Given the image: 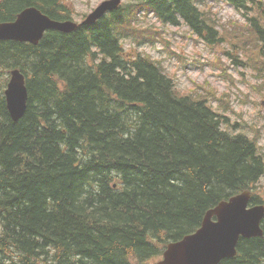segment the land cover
<instances>
[{
    "label": "trees",
    "instance_id": "obj_1",
    "mask_svg": "<svg viewBox=\"0 0 264 264\" xmlns=\"http://www.w3.org/2000/svg\"><path fill=\"white\" fill-rule=\"evenodd\" d=\"M202 3L209 0H133L90 32L48 31L38 45L0 41L1 262L16 249L28 264H153L220 201L254 189L252 202L264 203L256 131H231L237 122L208 104L209 81L184 95L162 64L122 42L139 31L138 13L172 24L184 18L199 35L212 32L210 45L231 40L217 37L207 21L218 20L205 18ZM57 4L0 0V22ZM252 31L260 45L248 65L261 82L264 25ZM15 68L27 74L30 94L17 121L5 96ZM262 229L219 264H264V221Z\"/></svg>",
    "mask_w": 264,
    "mask_h": 264
},
{
    "label": "rangeland",
    "instance_id": "obj_2",
    "mask_svg": "<svg viewBox=\"0 0 264 264\" xmlns=\"http://www.w3.org/2000/svg\"><path fill=\"white\" fill-rule=\"evenodd\" d=\"M70 1L80 14H87L104 0ZM211 6H215V13L222 18L212 23L222 36L228 37L230 33L231 40H217L210 45L205 30L203 35H198L187 24L172 25L162 22L153 13H138L133 25L139 31L130 34V38L124 40V46L131 52L143 51L153 59H161L183 93L195 94L200 83L209 81L206 92L208 104L217 113L228 114L230 121L238 122V131H244L251 137H256L257 133L258 144L264 154V80L259 82L254 78L256 72L248 65V60L255 62L260 42L251 40L255 33L250 28L243 36L240 32L233 33L227 25L229 18L235 17L240 21L238 16H247L251 17L252 24L263 26L264 16L251 11L242 13L224 1ZM258 36H262L260 32ZM244 37L246 46H242ZM229 45L233 48L228 54ZM183 59L190 62L188 66L184 65ZM212 63L217 65L212 66ZM227 103L229 105H225ZM231 131H234L233 127ZM258 192L264 197V181Z\"/></svg>",
    "mask_w": 264,
    "mask_h": 264
},
{
    "label": "water",
    "instance_id": "obj_3",
    "mask_svg": "<svg viewBox=\"0 0 264 264\" xmlns=\"http://www.w3.org/2000/svg\"><path fill=\"white\" fill-rule=\"evenodd\" d=\"M122 0L102 2L84 21L91 25L102 18L107 11L117 9ZM47 28L72 32L76 23L58 24L41 10L31 7L24 9L15 21L0 23V40L29 41L35 45L43 38ZM8 108L14 118H21L28 107L29 92L25 74L17 69L11 71L6 89ZM251 190L243 191L221 201L203 220L202 226L193 234L168 244L164 258L155 264H219L227 257L238 254V243L242 236L262 235L261 223L264 218V204L249 207ZM217 215V220L211 216Z\"/></svg>",
    "mask_w": 264,
    "mask_h": 264
},
{
    "label": "flooded vegetation",
    "instance_id": "obj_4",
    "mask_svg": "<svg viewBox=\"0 0 264 264\" xmlns=\"http://www.w3.org/2000/svg\"><path fill=\"white\" fill-rule=\"evenodd\" d=\"M48 13L52 17H64V16L70 17L72 20H74L79 24L77 29L81 27H85V25L81 23L86 18V14H80L77 10H75L70 0H58L57 6H55L52 9V12H48ZM85 29L87 30V32H90L88 27H85ZM263 179H264V165L262 167V171L260 172V177L258 181H261Z\"/></svg>",
    "mask_w": 264,
    "mask_h": 264
},
{
    "label": "bare ground",
    "instance_id": "obj_5",
    "mask_svg": "<svg viewBox=\"0 0 264 264\" xmlns=\"http://www.w3.org/2000/svg\"><path fill=\"white\" fill-rule=\"evenodd\" d=\"M31 7H35V8H37V9H40L39 7H37V6H35V5H32V6H28V7H26V8H31ZM25 8V9H26ZM258 16V15H257ZM51 19L54 21V22H56V23H58V24H66V23H70V22H72V19L70 18V17H68V16H64V17H51ZM48 31H57V32H62V31H60L59 29H56V28H47V29H45V31L43 32V38H44V36H45V34L48 32ZM162 40V39H161ZM0 41H2V40H0ZM157 43V42H156ZM35 45V44H34ZM38 45V44H37ZM157 45H158V43H157ZM151 47V46H150ZM91 64V63H90ZM7 68V67H6ZM14 68V67H13ZM130 71V70H129ZM55 73V72H54ZM54 73H53V75H54ZM135 73V72H134ZM32 76V75H31ZM31 78V77H30ZM63 80V79H62ZM3 82V81H2ZM64 84V83H63ZM26 86H27V78H26ZM32 86V85H31ZM57 86V85H56ZM63 86V85H62ZM28 88V87H27ZM56 88H58V87H56ZM60 91H62V90H59V92ZM185 94H190V93H185ZM202 96H203V94H202ZM2 102V101H1ZM8 110H9V113H10V115H11V117L13 118V120H15V121H17L15 118H14V116H13V114H12V112H11V110L8 108ZM229 117V116H228ZM229 119H230V117H229ZM44 124V123H43ZM263 159H264V157H263ZM92 189V188H91ZM246 190H250V189H246ZM246 190H244V191H246ZM218 205V204H217ZM217 205H215L214 207H212V208H210L208 211H207V213L205 214V217L206 216H208L209 215V213L212 211V210H214V209H216L217 208ZM1 215V214H0ZM211 219L212 220H215V219H217V215L216 214H213L212 216H211ZM261 229H262V227H261ZM262 231H263V229H262ZM195 232H192V233H189V234H186V235H193ZM159 234V233H158ZM185 235V236H186ZM256 236H263V234L262 235H256ZM242 237H245V238H248V237H246V236H242ZM250 237H254V236H250ZM14 252V251H13ZM28 262V261H27Z\"/></svg>",
    "mask_w": 264,
    "mask_h": 264
}]
</instances>
